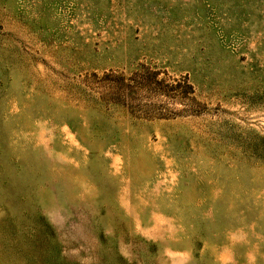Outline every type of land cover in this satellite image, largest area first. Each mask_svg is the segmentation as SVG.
<instances>
[{
    "label": "rangeland",
    "instance_id": "1",
    "mask_svg": "<svg viewBox=\"0 0 264 264\" xmlns=\"http://www.w3.org/2000/svg\"><path fill=\"white\" fill-rule=\"evenodd\" d=\"M0 264H264V0H0Z\"/></svg>",
    "mask_w": 264,
    "mask_h": 264
}]
</instances>
